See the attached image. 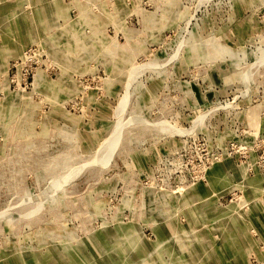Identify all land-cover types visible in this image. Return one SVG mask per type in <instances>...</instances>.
Returning a JSON list of instances; mask_svg holds the SVG:
<instances>
[{"label": "rangeland", "instance_id": "rangeland-1", "mask_svg": "<svg viewBox=\"0 0 264 264\" xmlns=\"http://www.w3.org/2000/svg\"><path fill=\"white\" fill-rule=\"evenodd\" d=\"M0 264H264V0H0Z\"/></svg>", "mask_w": 264, "mask_h": 264}]
</instances>
